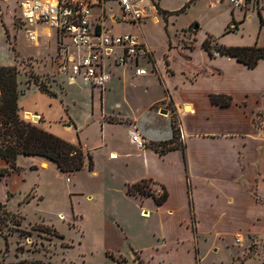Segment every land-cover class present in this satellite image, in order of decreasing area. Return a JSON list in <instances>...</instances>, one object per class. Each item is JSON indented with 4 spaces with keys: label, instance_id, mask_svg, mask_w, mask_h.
I'll list each match as a JSON object with an SVG mask.
<instances>
[{
    "label": "crops",
    "instance_id": "0c3cea01",
    "mask_svg": "<svg viewBox=\"0 0 264 264\" xmlns=\"http://www.w3.org/2000/svg\"><path fill=\"white\" fill-rule=\"evenodd\" d=\"M193 1L183 0L179 8L169 9L161 6L160 0H154L156 14L143 22L141 27L118 23L115 18L120 14V7L112 2L105 5L107 33L136 36L150 47L154 56L152 62L142 64L149 72L145 76H138L131 64L117 66L113 57L107 61L106 72L109 76L114 69H121L126 77L130 75V80L136 81L144 89L147 98L138 115L129 112V104L126 107L125 100L116 109L104 111L107 86L100 91L88 84L93 93L99 91L101 110L95 114L94 107L91 108L87 126L97 128L99 139L95 147L110 161H120L123 167L121 173L118 171L114 174L111 170L99 172L95 168L94 157L81 139L84 132L82 127L77 125L67 109H64L66 114L63 115L64 106L58 102L61 94L58 86L50 87L52 90L49 88L51 92L58 93L51 96L33 83L19 99L25 120L26 115H30L27 120L38 117L45 130L80 145L92 157L93 168L87 161L78 172L87 173L97 180L99 194L104 193L108 186L110 196H124L125 200L137 205L141 219L154 223L146 234L151 237L148 255L142 257L144 251H133V255L139 254L143 264H202V251L208 249L209 242L213 241V246H233L235 234L260 232L264 228V205L255 197L264 200V59L250 68L236 58L217 55V49L212 51L215 55L211 56L203 45L205 41L212 43L213 40L216 45L224 47L257 45L264 48V0H252L244 10H233L228 4L229 0H210L215 7L219 8L222 3L229 7L230 19L224 20L220 30L205 32L201 27L195 29L194 25L195 30L204 33L200 41L194 34V46L189 44L186 47L183 41L179 46V38L170 36L160 56H157L156 45L145 36L144 28L149 23L156 26L161 22L159 12L173 13L172 16L176 18ZM20 2L0 0V66L18 64L15 55L18 41L15 16ZM107 5H116L117 11L113 12V7L108 9ZM101 14L100 9L94 10L95 18ZM254 16L258 17L257 27L249 32L248 25ZM19 17L21 21V10ZM122 25L137 28L143 35L115 33V27ZM163 25L165 29L168 28L164 21ZM39 31V41L34 45L39 46L42 36L47 38V43L54 40L53 54L58 60L60 49L55 30L43 27ZM169 42H176V46L169 48ZM69 55L78 58L80 53L70 48ZM117 55H120V51ZM36 68L39 67H35L36 74L42 75ZM63 76H60V82L64 86L67 81L69 84L77 79L84 81L82 77ZM156 88H160L163 95L155 99L152 91ZM212 96L229 97L231 103L221 106L213 102ZM30 98V102L26 103ZM165 101H169L179 119L182 146L160 153L156 146L173 140L171 119L164 118ZM52 109L56 112L60 110L59 119L54 115L52 117ZM67 117L70 120L63 122ZM135 127L147 142L144 149L138 148L131 140L130 133ZM30 158L38 159V167L41 168L44 163L40 162L41 158ZM47 164L45 169L55 166L59 170L54 163L47 161ZM6 168L7 163L0 159V170ZM16 173L12 171L0 176V203L8 201L7 196L15 195L16 191L9 189L14 180L20 183V175ZM142 182H151L162 190L165 188L168 199L161 205L157 204V189L150 194L130 192L131 187ZM70 192V196H73L77 190ZM99 194L84 193L89 200ZM115 219L120 223L123 221L117 217ZM117 221L114 223L118 224ZM133 259L132 256L129 262Z\"/></svg>",
    "mask_w": 264,
    "mask_h": 264
},
{
    "label": "rangeland",
    "instance_id": "374dc122",
    "mask_svg": "<svg viewBox=\"0 0 264 264\" xmlns=\"http://www.w3.org/2000/svg\"><path fill=\"white\" fill-rule=\"evenodd\" d=\"M182 3L183 0H160L161 6L169 9L179 8ZM251 3L252 0H249L246 9ZM110 7H113V12L117 11L116 5H107L108 9ZM187 7L184 12L177 14L176 18L159 12L161 22L156 26L149 23L144 28L145 36L156 45L154 47L157 56H160L170 36L175 38L176 35L179 38V46H182L181 41L185 42L186 47H189V44L194 46V34L200 41L204 36L203 31L220 30L224 20H227L230 15L228 5L222 3L218 8L210 0H195ZM19 16L20 9L15 16L18 39L15 53L18 64L15 67L18 70V80L23 96L36 79L39 81L38 86L41 83L48 89L58 86V92L64 93L59 94L58 100L64 106L63 115L66 114L64 109H67L77 125L82 127L84 132L81 139L94 157L95 168L99 172L111 170L114 174L118 171L121 173L123 167L120 161H110L95 147L99 139L97 128L94 125L87 126L90 123L91 108L94 107L95 114L101 110L99 91L93 93L82 79H77L71 84L67 81L64 86L60 82L62 80L60 76L63 75L59 73V61L54 55V40L47 43V38L42 36L38 47L30 43ZM257 21L258 17L254 16L248 25L249 32L256 30ZM173 23L174 25H171ZM192 23L194 24L188 28ZM194 25L203 28V31L195 30ZM114 31L143 35L137 28L127 25L116 26ZM175 46L176 42L168 44L169 48ZM218 46L212 40L211 50L215 52ZM37 66L39 69H36L39 73L42 72V75L36 74ZM130 79V75L126 77L123 70H113L104 94V111L110 112L116 109L119 103H124L125 100L124 105L127 107L129 104V108L127 107L129 112L132 111L136 115L141 113L147 96L144 89ZM152 93L155 99L163 95L160 88L153 89ZM30 100L31 98L25 102L29 103ZM163 110L164 118L171 119L175 142L165 149L181 147L180 122L173 113V107L169 101H165ZM59 112L60 110L56 112L52 109V117L54 115L56 119H59ZM20 114L22 116V112ZM29 117L30 115H26L27 119ZM69 120L70 118L67 117L63 122ZM27 121L43 128L41 121L39 123L31 119ZM41 159L40 162L44 163L39 168L38 159L26 156L18 158L16 165L19 171L14 172H17V176L20 175V183L14 180L9 190L11 192L15 190V195L7 196L9 200L0 203L2 204L0 207V264H19L20 262L25 264H136L135 262L143 264L139 254L133 255V251H144L142 257L148 255L151 237L146 234L154 223L140 218L137 205L125 200L124 196H110L108 186L104 193L99 194L97 180L87 173L76 172L67 175L57 170L55 166L45 169L49 160ZM141 186L148 194L157 189L159 193L156 197L163 194V190L151 182H145ZM73 189L77 190V193L70 196V190ZM90 192L100 196H94L93 200H89L84 193ZM255 197L264 205L261 197ZM28 200H30L29 203ZM115 217L123 221L120 223ZM18 220H21L20 226L16 225ZM116 221L118 224L114 223ZM242 234L244 236L242 242H235V245L229 247L222 244L213 246V241L209 242L208 249L202 251V264H264V228L260 232ZM132 256L135 262H129Z\"/></svg>",
    "mask_w": 264,
    "mask_h": 264
},
{
    "label": "built area",
    "instance_id": "2783aa9c",
    "mask_svg": "<svg viewBox=\"0 0 264 264\" xmlns=\"http://www.w3.org/2000/svg\"><path fill=\"white\" fill-rule=\"evenodd\" d=\"M249 0H229L233 9L244 10ZM116 3L120 14L118 23L138 25L154 18V0H21V22L27 40L36 44L43 27L55 30L59 40V73L68 77H82L93 89L103 91L110 79L106 72L107 61L112 57L117 66L133 65L138 76L147 75L145 62L154 56L150 47L131 34L110 35L105 27V5ZM101 16L95 18L94 10ZM70 48L78 50V58L69 55ZM120 51V55L118 54ZM133 143L140 149L147 145L138 128L130 133ZM242 233L235 234V242L241 243Z\"/></svg>",
    "mask_w": 264,
    "mask_h": 264
},
{
    "label": "trees",
    "instance_id": "16d2710c",
    "mask_svg": "<svg viewBox=\"0 0 264 264\" xmlns=\"http://www.w3.org/2000/svg\"><path fill=\"white\" fill-rule=\"evenodd\" d=\"M164 13L168 16L173 15L169 12ZM210 44V41H205L203 45L211 56H214ZM217 55L236 58L239 62L254 68L260 60L264 59V48L257 45L253 47L219 46ZM38 82L36 79L34 83L37 85ZM39 86L42 92L56 96L46 85L41 83ZM21 96L23 93L18 80L17 68L15 66H0V159L8 165V168L0 170V176L10 174L12 171H19L16 163L20 156L44 158L54 163L61 172L67 174L81 171L87 161L92 169V157L86 154L80 145L72 144L21 116V108L19 107ZM212 100L224 107L231 103V98L226 96H212ZM174 143V140H171L157 145L156 148L160 153H165L178 147L165 149ZM143 183L145 182L141 184ZM141 184L131 187L130 192L148 194L143 190ZM167 199L168 193L165 188L161 196L155 197V201L159 205ZM27 202L29 203L30 200ZM1 206L2 204H0ZM16 225L20 226L21 220H18ZM19 264H25V262Z\"/></svg>",
    "mask_w": 264,
    "mask_h": 264
},
{
    "label": "water",
    "instance_id": "95a60500",
    "mask_svg": "<svg viewBox=\"0 0 264 264\" xmlns=\"http://www.w3.org/2000/svg\"><path fill=\"white\" fill-rule=\"evenodd\" d=\"M198 25L195 26V29H198ZM32 121H34L35 123H39V118L38 117H34L32 118Z\"/></svg>",
    "mask_w": 264,
    "mask_h": 264
},
{
    "label": "bare ground",
    "instance_id": "6f19581e",
    "mask_svg": "<svg viewBox=\"0 0 264 264\" xmlns=\"http://www.w3.org/2000/svg\"><path fill=\"white\" fill-rule=\"evenodd\" d=\"M48 166H45V168H47Z\"/></svg>",
    "mask_w": 264,
    "mask_h": 264
}]
</instances>
